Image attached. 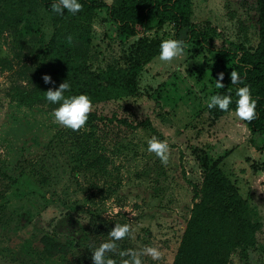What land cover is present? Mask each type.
Masks as SVG:
<instances>
[{"label": "rangeland", "instance_id": "374dc122", "mask_svg": "<svg viewBox=\"0 0 264 264\" xmlns=\"http://www.w3.org/2000/svg\"><path fill=\"white\" fill-rule=\"evenodd\" d=\"M257 9L256 0H192V20L211 23L219 47L254 49ZM106 18V10L97 12L92 42L76 46L95 73L126 69L139 39L124 40ZM63 27L44 6L25 18L17 5L0 0V264H92L91 251L109 240L115 224L125 223L130 235L106 252L115 264L128 258L121 251L145 245L160 255L143 256L142 264H173L193 208V186L204 182L199 160L206 157L219 161L248 200L249 218L261 225L255 245L234 251L229 264H264V152L234 111L207 107L216 74L200 59V76H191L196 64L188 47L171 63L157 56L145 65L137 96L92 105L111 117L149 119L169 145L164 165L147 151V138L155 136L148 128L86 123L72 131L53 122L58 104L45 99L43 50ZM146 36L173 39L174 27L156 26ZM233 65L219 71L230 75Z\"/></svg>", "mask_w": 264, "mask_h": 264}, {"label": "trees", "instance_id": "16d2710c", "mask_svg": "<svg viewBox=\"0 0 264 264\" xmlns=\"http://www.w3.org/2000/svg\"><path fill=\"white\" fill-rule=\"evenodd\" d=\"M6 1L17 5L22 17L26 18L37 6H44L63 21L65 27L59 28L49 43H44L43 60L47 62V74L55 82L47 84V88L58 87L67 80L70 88L64 95L85 93L92 105L137 96L140 74L145 65L158 56L161 42L146 35L156 26L171 23L174 27L173 39L185 41V48L189 47L191 52L189 60L196 64L190 69L191 76H200V59L217 78L222 72L219 68L233 61V69L242 77V83L232 85L230 75L224 73L221 81L224 87L217 88L216 93L231 95V109L234 110L236 88L245 84L249 87L256 100V116L245 123L254 138L258 139L253 141L255 147L264 152V0H256L259 40L254 49L225 43L217 46L215 40L218 33L211 23L199 24L192 20V0H115L113 4L103 0H80L82 8L75 15L67 11L63 15L56 14L50 8L52 0ZM102 10H106L107 21L116 26L124 40L139 38L126 69L111 66L95 73L89 67L87 54L76 48L77 45L83 47L92 42L90 23ZM74 22L80 23L71 25ZM69 36L71 40L67 38ZM86 123L103 127L117 124L133 130L144 127L164 140L149 119L136 123L91 110ZM202 159L199 162L205 171L204 182L202 188L193 186V208L173 264H229L234 251L240 249L246 252L248 247L255 245L256 232L261 227L249 218L248 200L242 198L219 161L208 163L207 157Z\"/></svg>", "mask_w": 264, "mask_h": 264}, {"label": "clouds", "instance_id": "9594fccd", "mask_svg": "<svg viewBox=\"0 0 264 264\" xmlns=\"http://www.w3.org/2000/svg\"><path fill=\"white\" fill-rule=\"evenodd\" d=\"M50 8L59 15H63L65 11L73 15L77 14L82 4L80 0H52ZM71 40V37H67ZM185 41L179 39H163L159 44L158 60L165 64L171 63L174 59L180 58L184 55ZM42 79L45 84H54L52 77L44 74ZM224 79V73L218 74L215 80V87L222 88L224 85L221 81ZM230 80L232 85H239L242 83V77L233 69L230 72ZM70 85L66 81L59 84L58 87L49 88L45 94V99L48 103L56 105L50 113L53 122L60 126L76 131L81 129L89 118V113L92 110V101L85 93L67 95L64 93L69 90ZM235 108L229 109V105L233 103V98L228 94H212L206 100V105L209 109L218 108L222 111H229L231 114L234 111L236 118L239 121H251L256 116V100L252 97L249 87L238 86L235 90ZM147 151L154 153L159 158L161 164L166 165L169 160V145L165 140H160L155 136L147 138ZM130 235V228L127 223L115 224L108 232L109 240L101 243L98 247L91 251L92 264H115V261L106 255V252L112 250L116 241H120L124 237ZM121 257L127 256L123 259L121 264H142L141 257L148 256L156 260L160 252L156 247L145 245L142 249L137 251L125 250L119 253Z\"/></svg>", "mask_w": 264, "mask_h": 264}]
</instances>
